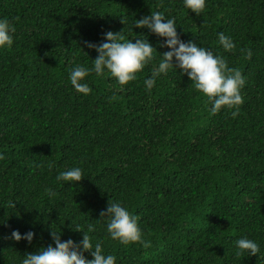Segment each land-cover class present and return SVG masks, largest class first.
Listing matches in <instances>:
<instances>
[{
    "label": "trees",
    "instance_id": "trees-1",
    "mask_svg": "<svg viewBox=\"0 0 264 264\" xmlns=\"http://www.w3.org/2000/svg\"><path fill=\"white\" fill-rule=\"evenodd\" d=\"M152 10L175 18L181 40L239 68L235 116L224 106L210 113L178 67L145 90L167 46L132 21ZM0 17L15 28L0 48V264L54 244L52 231L79 241L87 223L115 264H264V0H205L200 14L182 0H0ZM107 30L145 36L154 59L124 85L88 73L90 92H77L69 70L91 66L97 52L85 41L99 44ZM220 31L233 49L221 47ZM72 166L79 181L56 180ZM109 200L137 216L149 247L108 237L100 212ZM13 229H31L32 240L13 239ZM239 236L258 253L236 256Z\"/></svg>",
    "mask_w": 264,
    "mask_h": 264
},
{
    "label": "clouds",
    "instance_id": "clouds-1",
    "mask_svg": "<svg viewBox=\"0 0 264 264\" xmlns=\"http://www.w3.org/2000/svg\"><path fill=\"white\" fill-rule=\"evenodd\" d=\"M183 6L193 12L200 14L205 7V0H182ZM133 25L146 27L158 37L164 39L158 41L160 47L167 46V50L159 51L160 57L151 69V74L144 78L145 90H150L155 78L165 73L169 68H179L181 73H186L190 78L194 89L199 90L210 101L209 112L216 113L222 106L233 109L231 115L235 116L242 103L240 89L243 87L245 78L239 68L227 66V61L220 54H214L209 48L197 45L192 40L183 41L176 31L175 18H165L161 10H152L149 14L140 18H134ZM14 25L8 18L0 17V48L10 47L13 43L12 33ZM105 37L99 44L85 41L88 47H94L97 55L91 60V66L77 63L71 67L68 80L71 86L80 93L87 94L90 87L85 80L88 73L94 72L97 76L107 74L114 77L116 82L124 85L136 78V73L145 64L153 61L154 49L156 48L145 36H137L135 40L125 39L122 31L107 30L103 33ZM219 44L224 50L235 47L230 36L222 31L217 32ZM250 55V51L245 53ZM173 60L175 61L173 63ZM51 167V164L48 165ZM82 177V169L72 166L56 173V180L75 182ZM52 194L51 189H46ZM100 216L105 217V229L108 237L119 241L123 245L139 242L142 247H149L151 241L145 239L138 225L137 216L130 212L128 207L119 200H109L106 209L101 210ZM83 230L82 238L74 241L71 237L62 240L58 232L52 231L51 237L54 241L46 247L35 252H26L18 264H115L116 257L102 250L100 242L93 244L90 233L95 231L93 223H87ZM23 236L31 241L33 232L31 229L21 234L13 229L11 237L15 240ZM234 254L241 256L257 254L259 244L256 240L247 236H239L234 241ZM79 249V250H78ZM92 249L91 259L85 258L83 250Z\"/></svg>",
    "mask_w": 264,
    "mask_h": 264
}]
</instances>
